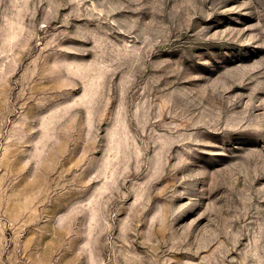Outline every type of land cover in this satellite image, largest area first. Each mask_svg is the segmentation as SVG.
Returning <instances> with one entry per match:
<instances>
[{"label": "rangeland", "instance_id": "obj_1", "mask_svg": "<svg viewBox=\"0 0 264 264\" xmlns=\"http://www.w3.org/2000/svg\"><path fill=\"white\" fill-rule=\"evenodd\" d=\"M0 264H264V0H0Z\"/></svg>", "mask_w": 264, "mask_h": 264}]
</instances>
